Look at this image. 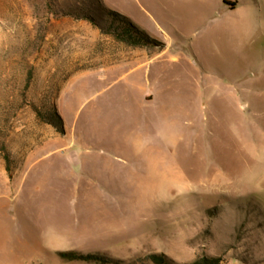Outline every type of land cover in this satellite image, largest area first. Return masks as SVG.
<instances>
[{"label":"rangeland","instance_id":"obj_1","mask_svg":"<svg viewBox=\"0 0 264 264\" xmlns=\"http://www.w3.org/2000/svg\"><path fill=\"white\" fill-rule=\"evenodd\" d=\"M153 253L264 264V0H0V264Z\"/></svg>","mask_w":264,"mask_h":264},{"label":"trees","instance_id":"obj_2","mask_svg":"<svg viewBox=\"0 0 264 264\" xmlns=\"http://www.w3.org/2000/svg\"><path fill=\"white\" fill-rule=\"evenodd\" d=\"M236 2L231 4V6H235ZM124 35L121 36V38L130 44H136V45H141L142 42L138 41L134 38V36L131 33V30L129 28L124 29ZM142 35L145 36L146 38L149 39L148 35L142 32ZM40 114V113H39ZM57 115V114H56ZM40 117L43 118V116L40 114ZM45 122H49V119H46L45 117L43 118ZM48 120V121H47ZM7 158L9 159V153H7ZM60 255L63 258L69 259V260H83V261H89V260H97L98 257H96L93 254H83L79 253L77 251H66V252H61ZM149 259L154 263V264H174L165 254H158V253H153L149 256ZM222 259L220 257H208V256H202L197 258L191 263L187 264H221Z\"/></svg>","mask_w":264,"mask_h":264},{"label":"crops","instance_id":"obj_3","mask_svg":"<svg viewBox=\"0 0 264 264\" xmlns=\"http://www.w3.org/2000/svg\"><path fill=\"white\" fill-rule=\"evenodd\" d=\"M236 6H237V2H236V5L235 6H227L226 8H227V10L228 11H233L235 8H236ZM143 51L144 50H142V51H140L137 55H135L134 56V58L132 59V60H135L136 61V63L134 64V65H130V69L131 70H133V69H135V68H137V67H139V65L141 64V57H142V53H143ZM131 60V61H132ZM130 61V62H131ZM147 99L148 100H152L153 99V95H150V96H147ZM36 154V152L35 151H31L30 153H29V155H27L26 156V158H27V160L26 161H28L33 155H35ZM73 155H75L76 153L75 152H73L72 153ZM25 161V162H26Z\"/></svg>","mask_w":264,"mask_h":264}]
</instances>
